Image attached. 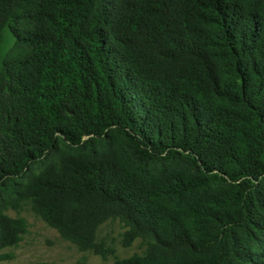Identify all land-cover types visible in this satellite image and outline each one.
Segmentation results:
<instances>
[{
  "label": "trees",
  "instance_id": "trees-1",
  "mask_svg": "<svg viewBox=\"0 0 264 264\" xmlns=\"http://www.w3.org/2000/svg\"><path fill=\"white\" fill-rule=\"evenodd\" d=\"M0 249L25 203L113 264H264V0H0Z\"/></svg>",
  "mask_w": 264,
  "mask_h": 264
},
{
  "label": "rangeland",
  "instance_id": "rangeland-1",
  "mask_svg": "<svg viewBox=\"0 0 264 264\" xmlns=\"http://www.w3.org/2000/svg\"><path fill=\"white\" fill-rule=\"evenodd\" d=\"M13 41L8 27H4L0 42L1 59ZM9 213L26 218L28 230L17 246L0 249V264H113L116 259L142 250L139 239L131 246L122 245L121 232L124 228L118 220H108L99 227L98 237L115 247L114 254L104 258L93 251L80 250L75 243L64 239L32 211L29 203H25L19 212L10 210Z\"/></svg>",
  "mask_w": 264,
  "mask_h": 264
}]
</instances>
